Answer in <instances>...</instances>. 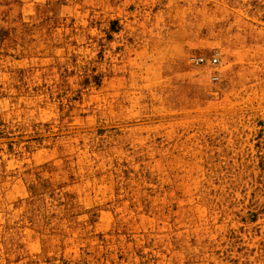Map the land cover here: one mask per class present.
Masks as SVG:
<instances>
[{
    "label": "rangeland",
    "instance_id": "rangeland-1",
    "mask_svg": "<svg viewBox=\"0 0 264 264\" xmlns=\"http://www.w3.org/2000/svg\"><path fill=\"white\" fill-rule=\"evenodd\" d=\"M0 264H264V0H0Z\"/></svg>",
    "mask_w": 264,
    "mask_h": 264
},
{
    "label": "built area",
    "instance_id": "built-area-1",
    "mask_svg": "<svg viewBox=\"0 0 264 264\" xmlns=\"http://www.w3.org/2000/svg\"><path fill=\"white\" fill-rule=\"evenodd\" d=\"M191 61L194 63H205L210 66H215L218 63V56L216 53L211 54L209 57H204V56H193L191 57ZM218 75L216 73H213L211 75L212 79H216Z\"/></svg>",
    "mask_w": 264,
    "mask_h": 264
}]
</instances>
